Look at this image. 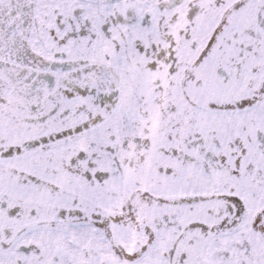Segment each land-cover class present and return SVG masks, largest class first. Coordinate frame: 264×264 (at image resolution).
<instances>
[{
    "label": "snow or ice",
    "instance_id": "1",
    "mask_svg": "<svg viewBox=\"0 0 264 264\" xmlns=\"http://www.w3.org/2000/svg\"><path fill=\"white\" fill-rule=\"evenodd\" d=\"M0 264H264V0H0Z\"/></svg>",
    "mask_w": 264,
    "mask_h": 264
}]
</instances>
